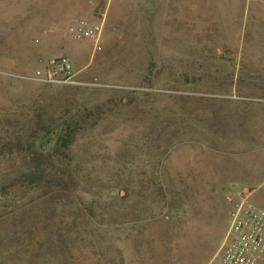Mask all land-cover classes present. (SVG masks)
<instances>
[{"label":"rangeland","instance_id":"374dc122","mask_svg":"<svg viewBox=\"0 0 264 264\" xmlns=\"http://www.w3.org/2000/svg\"><path fill=\"white\" fill-rule=\"evenodd\" d=\"M80 22L97 44L52 31ZM55 58L70 84L37 75ZM246 196L264 209V0H0V264H218Z\"/></svg>","mask_w":264,"mask_h":264},{"label":"built area","instance_id":"2783aa9c","mask_svg":"<svg viewBox=\"0 0 264 264\" xmlns=\"http://www.w3.org/2000/svg\"><path fill=\"white\" fill-rule=\"evenodd\" d=\"M52 31L59 32L65 39L97 44L103 25L80 22L65 28L54 26ZM37 75L43 76V80L49 83L70 84L71 66L66 58L51 59ZM263 258L264 209L249 203L246 196L230 210L226 232L214 260L218 264H258Z\"/></svg>","mask_w":264,"mask_h":264},{"label":"trees","instance_id":"16d2710c","mask_svg":"<svg viewBox=\"0 0 264 264\" xmlns=\"http://www.w3.org/2000/svg\"><path fill=\"white\" fill-rule=\"evenodd\" d=\"M81 130V128H75L73 126H63L62 129L57 134L56 143L58 144V147H61L62 149H68L77 133Z\"/></svg>","mask_w":264,"mask_h":264}]
</instances>
